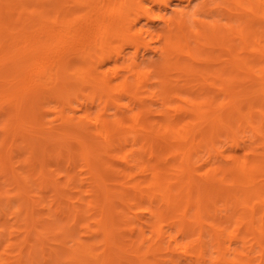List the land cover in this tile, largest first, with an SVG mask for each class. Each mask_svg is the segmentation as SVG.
I'll return each mask as SVG.
<instances>
[{
    "label": "bare ground",
    "instance_id": "obj_1",
    "mask_svg": "<svg viewBox=\"0 0 264 264\" xmlns=\"http://www.w3.org/2000/svg\"><path fill=\"white\" fill-rule=\"evenodd\" d=\"M3 105L0 264H264V0H0Z\"/></svg>",
    "mask_w": 264,
    "mask_h": 264
},
{
    "label": "rangeland",
    "instance_id": "obj_2",
    "mask_svg": "<svg viewBox=\"0 0 264 264\" xmlns=\"http://www.w3.org/2000/svg\"><path fill=\"white\" fill-rule=\"evenodd\" d=\"M9 108V105H3L0 107V123L5 118L4 114L8 112ZM2 135L3 134L0 132V138ZM27 142H29L30 145L25 147V142H23L22 139L17 140V148H13L5 155L3 164L0 166V191L2 192V197H4L0 205V229L8 224V219L10 218L9 209L6 206V196L13 194L14 186L11 179V172H9V169L7 168L9 166L8 162L11 161V163L17 167V171L26 174L27 167H25V161L30 155L29 149H32L33 147L34 150H36V148L40 147L43 150L46 147L44 149L45 151L39 155V158L44 161L49 169H54L53 162L51 161L54 155L52 148L58 146L59 142L44 136V134H41L40 132H37L31 139H27ZM36 151L38 152L39 150Z\"/></svg>",
    "mask_w": 264,
    "mask_h": 264
}]
</instances>
